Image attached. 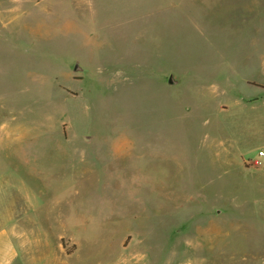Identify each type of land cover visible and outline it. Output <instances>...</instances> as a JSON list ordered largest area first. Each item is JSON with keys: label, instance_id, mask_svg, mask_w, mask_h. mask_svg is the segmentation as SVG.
Instances as JSON below:
<instances>
[{"label": "rangeland", "instance_id": "374dc122", "mask_svg": "<svg viewBox=\"0 0 264 264\" xmlns=\"http://www.w3.org/2000/svg\"><path fill=\"white\" fill-rule=\"evenodd\" d=\"M16 7L0 226L80 264H264V0Z\"/></svg>", "mask_w": 264, "mask_h": 264}, {"label": "crops", "instance_id": "0c3cea01", "mask_svg": "<svg viewBox=\"0 0 264 264\" xmlns=\"http://www.w3.org/2000/svg\"><path fill=\"white\" fill-rule=\"evenodd\" d=\"M23 0H0V12L13 11ZM7 25V20L2 22ZM22 229L11 226H0V264H80L72 262L70 253L65 244L49 245L45 251L34 252L39 247L38 242L31 240L30 244L24 241ZM62 240V238H60ZM28 248L32 250L29 251ZM34 249V250H33ZM98 264V263H97Z\"/></svg>", "mask_w": 264, "mask_h": 264}, {"label": "water", "instance_id": "95a60500", "mask_svg": "<svg viewBox=\"0 0 264 264\" xmlns=\"http://www.w3.org/2000/svg\"><path fill=\"white\" fill-rule=\"evenodd\" d=\"M78 69H79V67H78V65H76L75 68H74V70L77 71ZM169 82H170V83L173 82L171 78H169Z\"/></svg>", "mask_w": 264, "mask_h": 264}]
</instances>
